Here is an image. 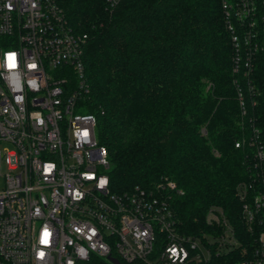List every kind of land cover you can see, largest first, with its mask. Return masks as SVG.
Here are the masks:
<instances>
[{"label":"trees","instance_id":"1","mask_svg":"<svg viewBox=\"0 0 264 264\" xmlns=\"http://www.w3.org/2000/svg\"><path fill=\"white\" fill-rule=\"evenodd\" d=\"M252 1L239 19V0H55L86 35L80 112L96 119L112 190L165 178L182 191H167L182 234L211 232L218 207L244 245L238 188L264 142V0Z\"/></svg>","mask_w":264,"mask_h":264},{"label":"built area","instance_id":"2","mask_svg":"<svg viewBox=\"0 0 264 264\" xmlns=\"http://www.w3.org/2000/svg\"><path fill=\"white\" fill-rule=\"evenodd\" d=\"M252 2L239 0V19ZM85 42L55 0H0V264H264V142L238 188L252 239L239 242L218 207L211 232L182 234L172 181L112 190L96 119L80 112Z\"/></svg>","mask_w":264,"mask_h":264},{"label":"water","instance_id":"3","mask_svg":"<svg viewBox=\"0 0 264 264\" xmlns=\"http://www.w3.org/2000/svg\"><path fill=\"white\" fill-rule=\"evenodd\" d=\"M116 264H119L117 261H114Z\"/></svg>","mask_w":264,"mask_h":264}]
</instances>
